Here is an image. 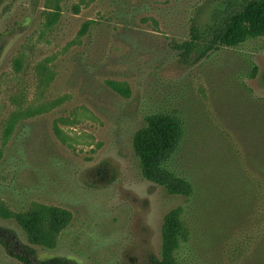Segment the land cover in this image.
Masks as SVG:
<instances>
[{
    "label": "rangeland",
    "instance_id": "374dc122",
    "mask_svg": "<svg viewBox=\"0 0 264 264\" xmlns=\"http://www.w3.org/2000/svg\"><path fill=\"white\" fill-rule=\"evenodd\" d=\"M227 0H4L0 4V203L68 209L39 260L149 264L179 208L177 264H254L264 243V36L193 62L176 44ZM220 17V16H219ZM179 118L170 195L143 177L133 136L148 115ZM263 160L260 161V163ZM0 227L28 244L11 218ZM15 240L10 238L7 243ZM9 245V244H8ZM0 264H23L0 244Z\"/></svg>",
    "mask_w": 264,
    "mask_h": 264
},
{
    "label": "trees",
    "instance_id": "16d2710c",
    "mask_svg": "<svg viewBox=\"0 0 264 264\" xmlns=\"http://www.w3.org/2000/svg\"><path fill=\"white\" fill-rule=\"evenodd\" d=\"M4 0H0V4ZM220 16V17H219ZM212 24L203 30L191 27L190 38L176 47L181 50L182 59L197 62L220 46L234 47L249 38L264 36V0H227L222 13H215ZM264 129V118L256 120ZM183 136L178 117L156 113L146 117L145 125L133 136V150L139 160L143 177L162 186L170 195L191 193L187 180L177 176L166 167V162L177 150ZM254 158L256 168L264 175V150ZM263 160L261 163L260 161ZM0 216L11 218L25 233L28 244H19L14 232L0 227V244L8 249L11 256L23 264H81L64 257L39 260L33 245L53 248L57 236L72 220V213L66 208L35 204L27 210L12 211L0 203ZM185 226L179 208L168 211L162 219L159 257L149 264H177L175 252L185 236ZM13 238L15 242L7 243ZM9 244V245H8ZM254 264H264V243L258 246Z\"/></svg>",
    "mask_w": 264,
    "mask_h": 264
}]
</instances>
